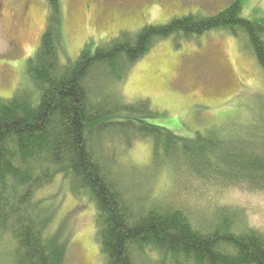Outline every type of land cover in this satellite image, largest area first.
Wrapping results in <instances>:
<instances>
[{"label":"trees","instance_id":"16d2710c","mask_svg":"<svg viewBox=\"0 0 264 264\" xmlns=\"http://www.w3.org/2000/svg\"><path fill=\"white\" fill-rule=\"evenodd\" d=\"M47 2V29L27 60L30 83L12 98H0V264L66 263V227L61 222L51 232L56 207L50 198H38L59 176L74 196L86 195L95 206L105 264H264V232L218 199L225 188L264 191V145L257 141L262 132L252 126L231 139L183 137L148 124L158 115L150 103H127L116 88L159 42L214 30L244 35L264 71V9L245 16L249 0H232L216 16L174 17L137 33L122 31L95 50L89 44L64 65L60 0ZM239 117L248 123L244 114ZM137 139L151 141L158 166L171 165L184 182L201 184L197 203L179 207L164 197L159 206L151 204L150 188L125 185L119 150L125 145L128 151Z\"/></svg>","mask_w":264,"mask_h":264},{"label":"rangeland","instance_id":"374dc122","mask_svg":"<svg viewBox=\"0 0 264 264\" xmlns=\"http://www.w3.org/2000/svg\"><path fill=\"white\" fill-rule=\"evenodd\" d=\"M231 1L119 0L124 6L109 7L111 3L103 0H60V61L64 65L72 63L89 44L95 50L122 31L137 33L147 25L166 24L174 17L216 16ZM48 5L47 0H0V98H12L29 85L27 60L35 55L47 29ZM245 8L244 15L249 16L254 8L264 9V0H249ZM248 47L244 35L236 38L223 30L192 38L173 35L141 59L125 83L115 86L121 88L127 103H150L158 115L147 120L148 124L183 137L200 134L225 139L256 126L254 130L262 132L257 141L264 145V71ZM241 114L248 123L241 120ZM126 147H120L123 157L118 158L125 185L133 183L136 190L139 186L150 188L147 195L151 204L163 206L167 197L179 207L189 201L197 203L194 200L201 184L184 182L171 165L158 166L149 139H137L128 151ZM135 174L134 178L144 180H133L130 176ZM66 183L59 176L38 194L39 199L50 198L49 203L56 207L51 232L61 222L66 227L69 251L65 264H105L97 237L95 206L86 195L74 196ZM218 199L245 214L242 220L248 226L264 232V191L225 188ZM191 211L197 213V207L191 206ZM2 239L0 263L5 256Z\"/></svg>","mask_w":264,"mask_h":264},{"label":"flooded vegetation","instance_id":"af4514ba","mask_svg":"<svg viewBox=\"0 0 264 264\" xmlns=\"http://www.w3.org/2000/svg\"><path fill=\"white\" fill-rule=\"evenodd\" d=\"M105 3H111L110 5H109V7H112V6H118V5H122V6H124V4L123 3H119V0H103ZM126 6V5H125Z\"/></svg>","mask_w":264,"mask_h":264}]
</instances>
